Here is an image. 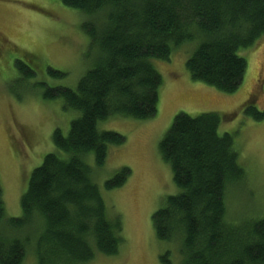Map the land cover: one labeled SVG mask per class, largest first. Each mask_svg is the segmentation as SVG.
Wrapping results in <instances>:
<instances>
[{"label": "trees", "instance_id": "16d2710c", "mask_svg": "<svg viewBox=\"0 0 264 264\" xmlns=\"http://www.w3.org/2000/svg\"><path fill=\"white\" fill-rule=\"evenodd\" d=\"M59 1L83 16L87 68L75 89L47 88L43 98L63 100L64 109L78 117L67 135L54 131L56 151L33 170L20 218H7L0 187V264H24L30 250L36 264H88L99 255L118 256L125 244L123 222L109 216L89 159L103 167L109 146L126 139L100 132L99 123L113 116L153 119L163 84L153 60L169 61L173 48L188 42L200 43L186 62L191 78L221 93L237 92L248 70L239 52L264 37V0ZM24 59L15 67L26 84L37 77L38 66L31 63L36 57ZM46 74L67 76L50 67ZM259 87L264 92V72ZM244 112L264 121L256 94ZM221 123L213 113L175 117L159 152L180 193L154 214L153 227L160 241L179 243L181 264H264V217L228 219L229 193L245 184L247 172L234 136L219 133ZM130 176L124 167L105 187H122ZM169 257H162L164 264H171Z\"/></svg>", "mask_w": 264, "mask_h": 264}, {"label": "rangeland", "instance_id": "374dc122", "mask_svg": "<svg viewBox=\"0 0 264 264\" xmlns=\"http://www.w3.org/2000/svg\"><path fill=\"white\" fill-rule=\"evenodd\" d=\"M82 17L59 0H0V187L7 218L22 216L21 198L33 170L56 151L54 131L58 128L67 135L78 117L64 109L63 100H46L43 95L47 88L75 89L85 74L90 42L81 29ZM199 44L188 42L173 48L169 61L153 60L163 78L153 119L113 116L99 123L100 132H114L126 139L121 146H109L103 167H96L93 156L89 159L109 216L121 217L125 244L118 256L99 255L88 264H164L162 257L167 253L171 264H181L179 243L160 241L153 227L154 214L167 198L180 193L159 145L181 113L193 117L218 114L222 119L219 133L234 136L247 180L242 189L232 188L229 193L228 219L241 223L264 217V121L256 122L244 112L255 94L258 108L264 110V92L259 87L264 37L239 52L248 70L233 94L191 78L186 62ZM25 54L36 57L31 63L38 70L33 81L23 84L15 61H26ZM48 67L67 76L53 79L46 74ZM35 83L37 88H30ZM19 96H23L21 101ZM124 167L131 170L127 183L108 191L105 183ZM24 264H36L33 250Z\"/></svg>", "mask_w": 264, "mask_h": 264}]
</instances>
